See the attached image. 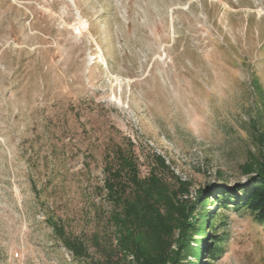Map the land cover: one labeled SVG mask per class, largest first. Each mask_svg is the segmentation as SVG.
<instances>
[{
	"label": "rangeland",
	"instance_id": "obj_1",
	"mask_svg": "<svg viewBox=\"0 0 264 264\" xmlns=\"http://www.w3.org/2000/svg\"><path fill=\"white\" fill-rule=\"evenodd\" d=\"M129 143L141 177L161 157L191 202L249 183L264 151V0H0V264L98 260L106 156ZM208 209L223 250L204 264H264L250 211ZM50 211L91 239L88 263L55 239Z\"/></svg>",
	"mask_w": 264,
	"mask_h": 264
},
{
	"label": "trees",
	"instance_id": "obj_2",
	"mask_svg": "<svg viewBox=\"0 0 264 264\" xmlns=\"http://www.w3.org/2000/svg\"><path fill=\"white\" fill-rule=\"evenodd\" d=\"M133 147L132 143L118 144L108 150L102 188L111 206L108 233L103 240L97 235L92 238L100 258L91 264H183L189 256L195 260L187 264H204V254L214 259L222 254L223 239L215 231L217 215L208 209L213 203L225 208L232 205L236 211L248 210L257 223L264 225V151L260 161L246 167L247 174L255 173L246 186L238 185L233 190L208 187L200 192L203 199L191 202V184L172 171L169 178L166 172L170 167L163 158L158 157L149 175L141 177ZM35 192L40 195L37 189ZM212 193L215 197L210 199ZM47 221L55 239L73 258L88 263L91 239L68 234L52 211ZM210 231L213 235L208 239Z\"/></svg>",
	"mask_w": 264,
	"mask_h": 264
}]
</instances>
